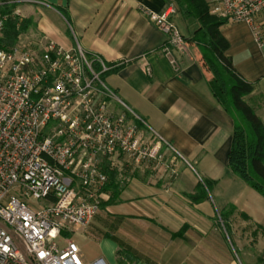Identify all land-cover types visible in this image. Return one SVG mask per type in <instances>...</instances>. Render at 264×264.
Returning <instances> with one entry per match:
<instances>
[{
	"label": "crops",
	"instance_id": "0c3cea01",
	"mask_svg": "<svg viewBox=\"0 0 264 264\" xmlns=\"http://www.w3.org/2000/svg\"><path fill=\"white\" fill-rule=\"evenodd\" d=\"M35 2L51 15L31 12L41 19L32 32L36 42L66 50L79 45L115 66L104 78L106 86L179 154L162 151L170 168L123 164L117 171L121 194L94 219L106 220L107 213L114 221L113 233L105 232L111 237L99 242V258L121 264L118 253L125 248L137 264H264V198L229 170L233 121L209 89L211 74L191 41L198 26L174 13L187 54L167 55V38L151 15L173 7V0H21L30 9ZM261 28L262 46L246 24L226 22L221 32L230 44L227 57L254 87L247 101L264 124ZM111 108L127 111L113 103Z\"/></svg>",
	"mask_w": 264,
	"mask_h": 264
},
{
	"label": "built area",
	"instance_id": "2783aa9c",
	"mask_svg": "<svg viewBox=\"0 0 264 264\" xmlns=\"http://www.w3.org/2000/svg\"><path fill=\"white\" fill-rule=\"evenodd\" d=\"M210 4L219 19L248 25L262 46L264 0ZM174 13L171 6L151 18L167 38L166 54L186 55ZM8 19L0 14V33ZM113 68L79 45L0 48V264H109L85 263L71 238L111 200L109 174L123 164L170 168L164 148L179 157L106 86L101 75ZM112 102L126 113L117 114ZM31 199L42 205L30 208Z\"/></svg>",
	"mask_w": 264,
	"mask_h": 264
},
{
	"label": "trees",
	"instance_id": "16d2710c",
	"mask_svg": "<svg viewBox=\"0 0 264 264\" xmlns=\"http://www.w3.org/2000/svg\"><path fill=\"white\" fill-rule=\"evenodd\" d=\"M172 5L175 13L185 24L198 26L191 41L198 46L201 61L211 74L209 89L219 106L233 121V139L228 157L229 170L264 198V124L257 116L255 108L247 101L254 92L253 85L245 81L234 68L232 60L227 57L230 44L221 32L226 21L211 14V4L207 0H173ZM17 6L18 3L11 7L0 8V13L9 16L8 14H11ZM28 24L30 21L24 22L19 27L18 21L9 16L3 28L0 48L6 50L15 48L19 38L28 31ZM95 69L100 72V65L96 64ZM107 74L101 75L103 81ZM117 177V172L109 174V184L105 192L111 194V200L102 207L111 205L121 194L122 187L117 182ZM208 185L205 184L207 189ZM190 199L196 200L195 197ZM229 211L233 214L236 210L231 207ZM226 215L228 213L221 216L224 218ZM109 237L111 236L108 234L104 235V238ZM137 258L129 249L121 248L118 253L121 264H137Z\"/></svg>",
	"mask_w": 264,
	"mask_h": 264
},
{
	"label": "rangeland",
	"instance_id": "374dc122",
	"mask_svg": "<svg viewBox=\"0 0 264 264\" xmlns=\"http://www.w3.org/2000/svg\"><path fill=\"white\" fill-rule=\"evenodd\" d=\"M207 2L209 4L211 3L210 0H207ZM16 3H18V6L11 14L8 15L18 21L19 27L24 22L30 21V24H28L29 25L28 31L19 38L16 47L21 48V47H25L26 45L28 46L31 45L35 47L41 41L36 42V40L34 39L35 36L33 35L32 32L37 29L41 19L40 16H35V15L31 16L30 14L31 12H36V13L38 12L37 13L38 15H41L40 12L45 15L47 14L46 12L40 10L41 6L39 5L38 2L31 4L30 7L32 8L30 9L29 5H25L21 3V0L17 2H2L0 0V8L11 7L13 5H16ZM15 13H18V16H14ZM0 14L7 15L2 13ZM47 17L51 18V15H47ZM1 39H3V31L0 33V40ZM112 103L121 113H123V110L125 111V108L122 109L121 107V110L119 109V107L117 106V102H112ZM41 205L42 203L34 201L32 199L29 201L28 204V206L32 209H35V207H39ZM105 216H107L104 217L106 220L103 219L98 222L93 220V223H91V225L88 226L87 228L76 229V233L71 237L73 242H75L79 246L81 250V256L84 260H93L95 258L101 257L102 249L99 246V242L104 237L105 232L113 233L112 230L114 227L113 225L114 221L112 220L111 217H108L107 213H105ZM106 227H108L109 229Z\"/></svg>",
	"mask_w": 264,
	"mask_h": 264
}]
</instances>
